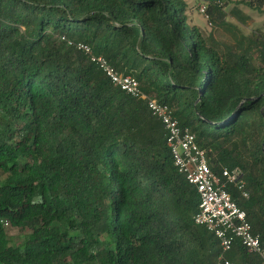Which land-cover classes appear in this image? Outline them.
Segmentation results:
<instances>
[{
	"label": "trees",
	"instance_id": "obj_1",
	"mask_svg": "<svg viewBox=\"0 0 264 264\" xmlns=\"http://www.w3.org/2000/svg\"><path fill=\"white\" fill-rule=\"evenodd\" d=\"M206 1L223 23L230 0ZM238 4L263 17L257 53L226 58L184 0H0V264H262L194 224L196 190L147 108L167 106L213 173L242 171L245 188L227 191L264 246V0Z\"/></svg>",
	"mask_w": 264,
	"mask_h": 264
},
{
	"label": "built area",
	"instance_id": "obj_2",
	"mask_svg": "<svg viewBox=\"0 0 264 264\" xmlns=\"http://www.w3.org/2000/svg\"><path fill=\"white\" fill-rule=\"evenodd\" d=\"M207 4L206 0H202L199 5V13L206 20ZM75 48L95 64L120 91L132 98L146 99L139 90L138 82L132 76L118 73L106 59L96 57L86 45L78 44ZM147 108L152 116L161 122L174 167L196 190L199 204L193 217L194 224L204 227L215 236L222 253L230 251L233 243L238 242L264 264V246L261 245L258 236L252 235L245 212L239 209L227 191L228 186H234L240 191L245 188L242 171L235 168L222 169L219 174L213 173L208 166L206 152L197 146L195 136L189 129L180 128L167 106L154 100H147ZM243 197L247 198V194L243 193ZM216 264L232 263L220 256Z\"/></svg>",
	"mask_w": 264,
	"mask_h": 264
},
{
	"label": "rangeland",
	"instance_id": "obj_3",
	"mask_svg": "<svg viewBox=\"0 0 264 264\" xmlns=\"http://www.w3.org/2000/svg\"><path fill=\"white\" fill-rule=\"evenodd\" d=\"M184 1L188 4V15L191 23L200 30L207 47L226 58L228 55H240L248 49L255 50V42L253 41L257 39L256 33L259 30H255L256 33L252 31L257 29V26L263 25V17L251 13L245 5L238 4L240 0H230L229 4L224 5V22L218 25L213 23V26L209 25L208 20L199 13V1ZM253 3L255 4V2ZM240 16L247 17V19L242 18L241 20ZM259 34L264 35L262 32ZM251 35L254 36L251 37ZM253 53L257 52L254 51ZM8 236L16 244L21 238L19 231L15 229H9Z\"/></svg>",
	"mask_w": 264,
	"mask_h": 264
},
{
	"label": "crops",
	"instance_id": "obj_4",
	"mask_svg": "<svg viewBox=\"0 0 264 264\" xmlns=\"http://www.w3.org/2000/svg\"><path fill=\"white\" fill-rule=\"evenodd\" d=\"M191 20V19H190ZM192 24V23H191ZM193 26H195L194 24H192ZM196 27V26H195ZM197 28V27H196Z\"/></svg>",
	"mask_w": 264,
	"mask_h": 264
}]
</instances>
